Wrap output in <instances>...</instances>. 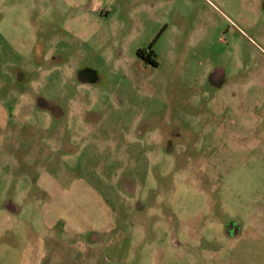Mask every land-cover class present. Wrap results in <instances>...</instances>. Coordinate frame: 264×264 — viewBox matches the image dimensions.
I'll list each match as a JSON object with an SVG mask.
<instances>
[{
    "label": "rangeland",
    "instance_id": "1",
    "mask_svg": "<svg viewBox=\"0 0 264 264\" xmlns=\"http://www.w3.org/2000/svg\"><path fill=\"white\" fill-rule=\"evenodd\" d=\"M44 237L43 264H264V0H0V264Z\"/></svg>",
    "mask_w": 264,
    "mask_h": 264
},
{
    "label": "flooded vegetation",
    "instance_id": "2",
    "mask_svg": "<svg viewBox=\"0 0 264 264\" xmlns=\"http://www.w3.org/2000/svg\"><path fill=\"white\" fill-rule=\"evenodd\" d=\"M151 44H153V43H149L148 46L141 47V48L137 49L136 55L144 63H148V64L155 66V65H157V60H156L157 55H156V52L151 48V46H152ZM213 76L217 77V74H214ZM79 77H80L81 81L85 83L89 77L93 78V73L91 71H87L85 73H81L79 75ZM52 113H55V115L56 114L58 115L59 114L58 108L54 106L52 109ZM7 209H9V208H7ZM226 227H227L228 235L233 236L234 232L232 229L234 227H236V225L230 220L227 223ZM23 260L27 261V257L24 256Z\"/></svg>",
    "mask_w": 264,
    "mask_h": 264
},
{
    "label": "crops",
    "instance_id": "3",
    "mask_svg": "<svg viewBox=\"0 0 264 264\" xmlns=\"http://www.w3.org/2000/svg\"><path fill=\"white\" fill-rule=\"evenodd\" d=\"M7 208H9V209H7ZM6 210H13L12 205L9 203L8 204L6 203ZM52 245L53 244L48 241V237H46V238L44 237L42 242L40 241V238L39 239H29L28 238L26 240L25 244H22L21 252H23L25 250V247H29L30 250L32 251V253H34V255H32L33 258L31 257V259H30V257L29 258L27 257L26 262L28 263V261L30 259L31 264H43L44 260L49 259V257H47L48 254H51L53 252L50 249L52 247ZM42 246L44 247V249L40 250V248ZM38 252H39V258H38V256L36 257V255H35ZM25 255H26V253H25ZM25 255H23V256H25ZM34 257H35V259H34Z\"/></svg>",
    "mask_w": 264,
    "mask_h": 264
}]
</instances>
